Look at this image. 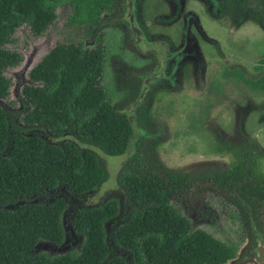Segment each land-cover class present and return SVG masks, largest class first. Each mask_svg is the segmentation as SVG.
I'll list each match as a JSON object with an SVG mask.
<instances>
[{
  "label": "flooded vegetation",
  "instance_id": "1",
  "mask_svg": "<svg viewBox=\"0 0 264 264\" xmlns=\"http://www.w3.org/2000/svg\"><path fill=\"white\" fill-rule=\"evenodd\" d=\"M88 26H81L82 37L106 30L109 51L97 56L104 59L103 84L133 132L120 154L116 189L97 203L87 199L102 187L90 194L66 191L63 249L81 245L72 223L80 207L125 199L118 176L137 151L160 176L183 174L170 203L193 230L204 221L219 223L222 245L233 254L219 264H264V0H108ZM184 105L189 114L181 117ZM168 119L178 124L171 129ZM179 137L194 146L201 140L206 155L175 151ZM223 154L229 165L219 161ZM249 175L259 177L260 191L248 192L245 207L238 185ZM58 190L63 195L64 187ZM55 191L40 199H52ZM230 227H240L239 238Z\"/></svg>",
  "mask_w": 264,
  "mask_h": 264
},
{
  "label": "trees",
  "instance_id": "2",
  "mask_svg": "<svg viewBox=\"0 0 264 264\" xmlns=\"http://www.w3.org/2000/svg\"><path fill=\"white\" fill-rule=\"evenodd\" d=\"M64 1L0 0V98L9 97L12 85L5 70L23 59L7 47L18 28L28 24L35 36L43 34ZM68 1L74 7L69 23L79 30L80 40L57 42L30 70L20 109L0 105V264H144L149 240L182 250L193 229L170 199L185 178L177 171L160 176L137 151L118 176L125 199L103 198L77 210L72 223L84 236L78 251L37 249L40 240L62 245L66 191L90 194L101 188L109 172L99 157L126 153L133 132L106 93L103 57L88 54L81 36V26L87 29L108 0ZM258 182V176L249 175L238 185L243 202L248 192L260 191ZM52 189V199H40ZM223 256L219 252L221 258H215L222 261Z\"/></svg>",
  "mask_w": 264,
  "mask_h": 264
},
{
  "label": "rangeland",
  "instance_id": "3",
  "mask_svg": "<svg viewBox=\"0 0 264 264\" xmlns=\"http://www.w3.org/2000/svg\"><path fill=\"white\" fill-rule=\"evenodd\" d=\"M66 3H69L68 0H65L57 7V18L51 24V26L41 35L35 36L31 30L30 25L24 24L18 28L16 32V40L8 44V48L12 50H17L23 55L22 61L15 66L9 67L5 70V74L7 77L11 78L12 85L10 88V95L8 98H0V105L9 109L16 110L17 108H21L20 97L22 96L23 86L26 83L30 82L29 73L32 67H34L48 52H50L57 42L61 41H79L80 36L76 34L79 32L74 26L69 23V17L73 13V8L71 5L67 8L65 6ZM108 35L106 34V30L98 32L97 34H91V36H83V45L88 54H94L95 56H100L105 51H109L108 47ZM86 42V43H85ZM121 55V53H118ZM110 83V81L108 82ZM112 84V82L110 83ZM228 91L231 94H235V90L232 86H229ZM113 94V92H112ZM189 114V108L187 106H183L181 109V117H186ZM170 123V128H173V125H177L174 119L167 120V123ZM178 129V128H177ZM187 129V128H186ZM180 132V130L178 129ZM168 132V131H167ZM170 132V130H169ZM168 132V133H169ZM188 132L194 133L191 130ZM179 137L176 141V146L174 147L175 151L179 149L180 152H187L188 154H192L194 156L197 155H206L202 150V141L198 142L197 146L188 139V142H180ZM226 154V153H225ZM220 157V162H224L226 164L227 160L223 159L224 155ZM186 153H181L180 156H185ZM221 156V155H220ZM228 156V155H226ZM104 161L108 165L109 178L102 185L101 190L97 191L98 194L95 197H89L87 199V203H97L100 199V196L104 191L110 192L111 188L116 189L118 186L116 184V176L117 169L119 168L122 160L125 158L123 155H102ZM197 160V159H195ZM229 165V164H226ZM94 196V195H93ZM173 201V200H172ZM210 201L215 202V198L213 196L210 197ZM180 200H177V203H180ZM220 202V199L218 200ZM176 204L175 201H173ZM218 204L215 203L214 206ZM213 206V207H214ZM213 218V217H212ZM232 230L231 235H235L239 238L241 229L240 227H230ZM84 237V236H83ZM84 239V238H83ZM244 241V239H242ZM225 242H222L221 234L219 233V223H214L212 221H204L203 223L194 227L192 238L188 245L184 248L176 249L171 245L167 247H160L157 245L155 240H149L145 243L144 251L146 254V264H209L207 261L211 258L219 257V252L223 255L222 261L224 262L226 258H230L233 256L232 252L226 249V245H222ZM226 244V243H225ZM48 248V249H47ZM71 248V246L66 247ZM71 250L78 251V247H74ZM70 250V251H71ZM43 251L48 253H62L61 251H56L51 244H46V247ZM50 251V252H49ZM65 252L68 249H64ZM188 255H192V257L185 263L184 261L188 257ZM211 264H219L221 260L216 259ZM221 258V257H219Z\"/></svg>",
  "mask_w": 264,
  "mask_h": 264
},
{
  "label": "water",
  "instance_id": "4",
  "mask_svg": "<svg viewBox=\"0 0 264 264\" xmlns=\"http://www.w3.org/2000/svg\"><path fill=\"white\" fill-rule=\"evenodd\" d=\"M33 68V67H32ZM10 207H12V205H10ZM84 238V237H83ZM46 244H51V243H49L48 241H45V240H40L39 242H38V244H37V249L38 250H40V249H42L41 248V246L42 245H46ZM52 245V244H51ZM53 246V248L55 249V250H58V251H63V252H65L64 251V245H60V246H56V245H52Z\"/></svg>",
  "mask_w": 264,
  "mask_h": 264
}]
</instances>
